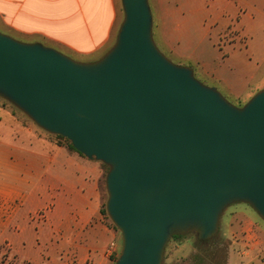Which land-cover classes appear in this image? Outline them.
Here are the masks:
<instances>
[{"label":"water","instance_id":"obj_1","mask_svg":"<svg viewBox=\"0 0 264 264\" xmlns=\"http://www.w3.org/2000/svg\"><path fill=\"white\" fill-rule=\"evenodd\" d=\"M121 7L114 44L92 62L0 33V97L108 168L114 264H162L173 236L211 240L233 204L264 221V89L232 105L158 50L148 0Z\"/></svg>","mask_w":264,"mask_h":264},{"label":"crops","instance_id":"obj_2","mask_svg":"<svg viewBox=\"0 0 264 264\" xmlns=\"http://www.w3.org/2000/svg\"><path fill=\"white\" fill-rule=\"evenodd\" d=\"M121 12V0H0V33L90 62L114 44ZM29 124L0 118V264H114L121 238L103 212L101 163ZM263 234L243 216L230 234L239 254L233 264H264Z\"/></svg>","mask_w":264,"mask_h":264},{"label":"rangeland","instance_id":"obj_3","mask_svg":"<svg viewBox=\"0 0 264 264\" xmlns=\"http://www.w3.org/2000/svg\"><path fill=\"white\" fill-rule=\"evenodd\" d=\"M148 4L153 41L169 61L192 70L195 79L215 88L237 107L264 89V0H148ZM210 73H217L235 91L240 90L241 97L230 96L222 81H215ZM11 114L33 123L0 97V118ZM32 127L40 129L34 123ZM243 216L252 218L263 234L264 221L258 214L248 205L233 204L223 211L211 240L199 241L194 233L171 238L162 264L236 263L239 254L230 234ZM260 256L264 259V253Z\"/></svg>","mask_w":264,"mask_h":264},{"label":"trees","instance_id":"obj_4","mask_svg":"<svg viewBox=\"0 0 264 264\" xmlns=\"http://www.w3.org/2000/svg\"><path fill=\"white\" fill-rule=\"evenodd\" d=\"M56 137H57L58 139L64 141V142L69 146V148H71L72 150L75 151V149L72 147V145L70 144V142H69L68 140H66L65 138H62L61 136H58V135H56ZM75 152H77V151H75ZM77 153H78V152H77ZM79 154H80V153H79ZM101 165H102V167H103V169H104V178H105V174H106L108 168H107L105 165H103L102 163H101ZM106 198H107V196H106V193H105V201H106ZM105 201H104V204H103V212H104V213H106V211H105ZM113 228H114L115 231H117L116 228H115L114 226H113ZM172 238L177 239V238H180V236L176 235V236H173Z\"/></svg>","mask_w":264,"mask_h":264},{"label":"built area","instance_id":"obj_5","mask_svg":"<svg viewBox=\"0 0 264 264\" xmlns=\"http://www.w3.org/2000/svg\"><path fill=\"white\" fill-rule=\"evenodd\" d=\"M114 250H115V244L112 242L106 248V255L110 257L114 253Z\"/></svg>","mask_w":264,"mask_h":264}]
</instances>
